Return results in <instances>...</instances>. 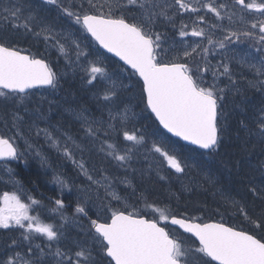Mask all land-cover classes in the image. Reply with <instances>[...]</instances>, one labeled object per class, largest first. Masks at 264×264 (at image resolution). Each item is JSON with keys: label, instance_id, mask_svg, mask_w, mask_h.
<instances>
[{"label": "snow or ice", "instance_id": "6c2138e0", "mask_svg": "<svg viewBox=\"0 0 264 264\" xmlns=\"http://www.w3.org/2000/svg\"><path fill=\"white\" fill-rule=\"evenodd\" d=\"M208 13L217 22L209 23ZM186 14L195 15L191 31L182 19ZM169 26L179 40L161 30ZM189 36L199 39L189 43ZM82 40L88 47H82ZM26 42L28 47H21ZM245 43L248 48L238 51ZM41 44L44 51H32ZM95 45L122 65L109 73L103 54L89 59ZM51 50L74 75L80 74L82 85L104 84L92 93L100 116L84 105L63 108L79 125L74 133L52 123L54 112L63 114L59 100L33 101L30 95L37 87L53 93L62 87L63 74L50 66ZM216 56L220 59L213 63ZM243 69L253 74L251 79ZM121 77L135 82L129 87ZM250 89L260 94L258 105L249 100ZM129 92L131 96L125 95ZM130 99L138 101L137 107L144 105L139 113ZM149 112L159 127L137 128L138 117ZM0 125V170L19 187V194L0 195V229L8 233L0 237V264H264V207L250 211L247 201L251 194L264 205V181L257 185L252 175L259 170L264 177V159L257 165L245 159L251 155V141L264 152V0H0ZM160 128L196 148L182 151ZM240 132L246 138L236 143ZM150 137L155 139L149 143ZM45 144L71 162L81 184L74 185L52 167ZM141 149L146 161L159 157L146 169L132 166ZM29 156L52 171L51 182L61 196L75 187L72 217L64 215L62 198L49 197L54 205L49 211L60 216L59 224L44 222L37 211L45 207L40 200L28 195L24 202L25 190L8 164L22 158L26 163ZM218 158L245 189L239 201L218 191L223 204L243 218L240 225L223 216L219 222H198L201 217L171 206L174 193L167 204L150 201L147 189L137 192L127 174H116L123 169L143 178L154 171L161 181H169L161 172L174 170L179 180L198 169L215 187L219 180L211 165ZM193 183L181 181L183 191H193ZM118 185L131 188V195L121 196ZM89 206L96 210L95 218ZM67 223L77 226L75 236L66 235ZM169 225L183 232L174 234ZM184 234H190L187 240Z\"/></svg>", "mask_w": 264, "mask_h": 264}, {"label": "trees", "instance_id": "16d2710c", "mask_svg": "<svg viewBox=\"0 0 264 264\" xmlns=\"http://www.w3.org/2000/svg\"><path fill=\"white\" fill-rule=\"evenodd\" d=\"M89 41H90V38H89ZM89 51H92V49L90 48ZM96 51L99 54H103L107 58L105 60V66L107 67V70L109 71V73L113 72V69L116 68L117 63H120L122 65L121 62H119L116 59L114 60L112 57L107 55L105 52H102L97 47H95L93 56L96 54ZM66 67L68 66L66 65L63 57H59V61L56 63L53 62L52 64V68L54 71H57L60 68H66ZM114 78H117V77H114ZM70 79L71 80L74 79V80L72 82H69ZM121 79L123 78L121 77ZM122 82L124 84L129 85V87H132V84L135 82V78L133 79V81H129L128 79L125 78V80L123 79ZM60 83L62 87L60 88L58 92L54 93L55 95L52 98L55 100H59L60 102H64V105L59 109V112L63 114L61 116L57 112H54L51 118L54 119L55 124L59 123L63 129L70 130L71 132L74 133L76 129L79 127V125L74 122V117L71 114L63 111V108L69 107V106L76 108L77 106L84 105L88 107L95 116H100V112L97 111L96 109V102L93 99L91 100L90 95H92V93L96 91L97 89L104 87V84L98 80L95 83L94 87H88V86L82 85V82L80 81V79L70 78V77L69 78L63 77ZM133 91H135V89H133ZM31 93L34 94L35 92H31ZM125 95L131 96L132 93L130 92L125 93ZM247 95L251 103L257 104V105L259 104L261 96L255 89L248 90ZM229 100L231 101V97H229ZM33 101H38V100L34 99ZM128 103L132 107V110L138 113L144 107L143 104H140L139 107H137L138 101L136 99H130ZM31 106H34V105H30V107ZM229 107H231L230 103H229ZM45 108H47L46 105H45ZM104 115H106V111ZM142 126H145L147 129H151L153 127H159L157 121H155V118L150 114V112L143 113L142 118L138 117V123L136 124V127L141 128ZM235 128H236L235 121H233L232 122V136L233 137H235L237 134L235 131ZM160 131L167 136V139L169 141L176 143L177 147L180 148L182 151H189L191 149H195V147L186 145L182 143L180 140L171 137L162 128H160ZM239 137H240V140L235 141L236 143H240L246 138L245 133L240 132ZM151 139H155V137H150L149 143L151 142ZM247 148L249 149L251 155H246L245 159L250 160L253 165H257L260 160L264 159V152L261 151L260 146L256 144L255 141L249 142L247 144ZM200 151H203V150H200ZM138 155L139 153L137 154V156ZM60 159H61L60 157L58 158L54 157L53 165L55 164L56 168H58L60 171H63L66 174V176H68L70 179L74 178V179H77L78 181L82 180L77 177V171L73 168L70 162L65 161V163L63 164V161H61ZM134 160L135 162L133 163L132 166L137 169H146L148 167V163L151 162L150 160L146 161L143 158L142 160L134 158ZM234 160L235 158H233V161ZM211 168H212V171L216 174V178L219 180V183L216 184L215 187L207 184L204 181L203 179L204 172L198 169H192L191 171H189L187 176H183L179 180L176 179V175L178 174H175V175L173 174L174 170H170L167 172H161V175H165L169 177V181H161L154 171L151 172L149 176L143 177L144 178L143 180H142V177L139 176L140 175L139 173L133 176L130 172L125 173V171H122V170H119L118 172H116L115 169H112V171L116 172V174L121 175V176H124L125 174H127L129 179L132 180V184L136 187L137 192L147 189L146 195L149 197L150 201L156 200L157 202H160L162 204H167L169 203V193L171 192L175 194V196L171 199V206L174 209H176L177 212H184L187 209L188 215L201 216L202 218L201 222L221 220V217L223 216V219L226 222L230 224L240 225L243 221V218L237 215L230 206H226L223 204L218 194V191H222L226 195H229L235 200L239 201L245 195V189L239 186L236 183L234 178L229 176L227 169H223V165L219 163V158L217 159L216 163H213L211 165ZM218 169H223V170L217 171ZM15 173H16V176L20 178L22 181L28 182L29 189L35 195L42 194V192L45 194L46 193H49V194L52 193L54 195L57 194L58 198H62L66 205L64 212H67L68 214L73 215L77 194L69 195L64 192L63 196H61L59 193V190L56 187L54 186L53 188L49 187V182L47 181H49L48 179H50L51 177V171L46 170L45 172V170L42 169V167L40 166V162L38 163L33 159L27 158V162L23 163L22 167H20L19 169H16ZM38 175H41V176H38ZM252 175L254 178V182L257 185H261L262 181H264V177L260 175L259 170L254 171ZM43 176H46L47 181L45 180V178H42ZM189 179H192L194 181L193 191L191 192L183 191L182 186H181V181H183L184 183H187ZM139 180L141 182H139ZM197 182L199 185H202V186L197 187L196 186ZM39 186H42L44 189L40 191L38 189ZM129 190L130 189L126 188L124 185H118V192L127 193V195L130 196L131 192ZM72 196L75 199H73ZM175 197H179L180 198L179 201H177ZM247 201L249 203L250 211H254L258 213L261 207H264V205L260 204L259 200H254L251 194L247 196ZM89 207L91 208V206ZM197 208L202 209V211H193V209H197ZM217 209H219L220 214H216ZM95 211L96 210L94 208H91V211L89 212V215L92 216V218H95ZM80 219H81V222L87 226V223H88L87 219L83 217H81ZM171 230L174 234L182 233L181 231L179 232L176 228H173V227H171ZM188 237H189L188 234H184V239L187 240ZM188 242L190 243L191 241H188ZM104 264H107V262L105 261Z\"/></svg>", "mask_w": 264, "mask_h": 264}, {"label": "rangeland", "instance_id": "374dc122", "mask_svg": "<svg viewBox=\"0 0 264 264\" xmlns=\"http://www.w3.org/2000/svg\"><path fill=\"white\" fill-rule=\"evenodd\" d=\"M232 2V0H228V3H231ZM205 13H203L202 15H204ZM189 16H186L183 20L186 22V23H188L189 24V31H191V22H192V20H194L195 19V16L193 17L192 16V14H188ZM206 18L208 19V21H209V23H215V22H217V21H215V18L213 17V15L212 14H210V13H208V14H206ZM249 19H252L253 17H252V15L251 14H249V17H248ZM225 26H227L228 25V21L225 19L223 22H222ZM203 26V25H202ZM237 26H239V24H237ZM161 30H165V31H168V29H161ZM168 35H169V37H171V35L169 34V31H168ZM189 43H194V42H197L198 41V39L199 38H196V37H191V36H189V37H186L185 38ZM178 40H179V38H178ZM169 42H171V41H169ZM81 43L83 44L82 45V47H85L87 44H88V41H84V40H82L81 41ZM205 43H206V41H205ZM248 48V45H247V43H245V44H242V45H239L238 47H237V50L238 51H244L245 49H247ZM90 49V48H89ZM96 54H99L97 51H96ZM94 56H91V57H89V59H92ZM216 58H217V60H219L220 59V57L219 56H216ZM213 63H215L214 62V60H213ZM235 68L239 71V70H241L240 69V66L239 65H235ZM65 71H63V72H61V74H63V76L64 77H70V78H76V77H72V76H74V74H73V70H72V68L71 67H66L65 69H64ZM243 72L245 73V76L248 78V79H251L252 78V73H249L248 72V70L247 69H243ZM111 73V72H110ZM75 76H77V73L75 74ZM225 83H226V81H224ZM223 86V83L221 84V87ZM35 93L34 94H32V93H30V95H31V97H32V100H34V99H37V100H39L41 97H47L48 99H53L52 97L55 95L51 90H49V89H39V90H36V91H34ZM90 98H91V100H92V95H90ZM46 105V107H47V104H45ZM61 105L63 106L64 105V102H61ZM78 107V106H77ZM91 111V110H90ZM92 112V111H91ZM93 113V112H92ZM21 115H24V113L23 112H21ZM53 116V114L51 115V117ZM98 117V116H97ZM107 117V112H106V115H105V118ZM54 120V119H53ZM52 123H54L53 121H52ZM55 124V123H54ZM41 127H44V125L43 124H41ZM39 143L40 144H43V138L41 137L40 138V140H39ZM25 146H24V144H23V141H20V148H21V150H23V148H24ZM43 149H44V151H45V153L49 156V162L52 164V166H53V168H55L56 169V165H53V161H54V157H56V158H58L59 156H58V154L54 151V150H52V149H49L48 148V146L45 144V145H43ZM54 156V157H53ZM29 159H33V160H35L36 162H38L39 163V160L38 159H36V158H33L32 156H29L28 157ZM135 158H137V159H140V160H142V158L144 159V149H141L140 150V152H139V155L137 156V157H135ZM156 159H159V157L157 156V157H149V160L152 162V161H154V160H156ZM148 160V161H149ZM68 162H70V161H68ZM63 163H65V161H63ZM71 163V162H70ZM44 170L46 171V169L44 168ZM47 170H50V169H47ZM57 171H60L58 168L56 169ZM122 171H124L123 169H121ZM51 171V170H50ZM60 172H63V171H60ZM64 173V172H63ZM52 175H53V173H52V171H51V179H52ZM64 175L66 176V174L64 173ZM121 176V175H120ZM66 178H68L70 181H72V182H74V185H79V184H81L82 183V180H80V181H78L77 179H74V178H72V179H70L68 176H66ZM81 179V178H80ZM0 180L1 181H3V182H10L12 185H14V183L12 182V180H11V178L9 177V175L6 173V172H4L3 170H0ZM56 186V185H55ZM125 186V185H124ZM57 187V186H56ZM126 187V186H125ZM5 190H8V189H6V188H4ZM3 189V190H4ZM130 190V192H132L131 191V188H129ZM3 190H1V191H3ZM65 191H67V192H69L67 189L65 190ZM71 194H77L78 195V193L76 192V189H75V187H73V189H72V191L70 192ZM121 196H129V195H127V193H121V192H118ZM131 195V194H130ZM26 203L28 202V201H25ZM133 201L131 200V199H129L128 200V203H132ZM114 206H116V205H114ZM140 207H142V205H139ZM35 207V206H34ZM44 213V211H42L41 213H40V215H42ZM32 215H34L33 214V212L31 213ZM151 216V215H150ZM42 217V219L44 220V222H47V223H51V222H53L54 221V219H51V217L49 216V218H47V216H41ZM197 217H201V216H197ZM58 219L60 220V216L58 217ZM202 221V220H201ZM200 221V222H201ZM218 221V220H217ZM61 222V221H60ZM59 222V223H60ZM58 222H56L55 224H59ZM86 226V225H85ZM72 228H76V229H78L77 228V226L75 225V224H73V223H67L66 224V227H65V232L67 231V230H69V229H72Z\"/></svg>", "mask_w": 264, "mask_h": 264}, {"label": "flooded vegetation", "instance_id": "af4514ba", "mask_svg": "<svg viewBox=\"0 0 264 264\" xmlns=\"http://www.w3.org/2000/svg\"><path fill=\"white\" fill-rule=\"evenodd\" d=\"M50 7H52V6H50ZM201 14H203V13H201ZM186 16H189L188 14H186L185 16H183L182 17V19H184ZM192 16L194 17L195 15H193L192 14ZM179 20H177V24H179ZM168 31H169V34L171 35V37L172 36H176V33L174 32V31H171L170 30V26H169V29H168ZM178 36H176V39L178 40ZM93 44H94V42H92ZM83 45V44H82ZM21 47H28V44H27V42L25 43V44H23V45H21ZM85 47H88V44L85 46ZM95 47H99V46H97V45H95ZM99 49V48H98ZM37 50H39V51H44V46L41 44L40 46H39V49H37V48H32V51L33 52H35V51H37ZM47 55H48V57H49V59H50V66H52V64H53V62L54 63H56V62H58L59 61V57H58V53L55 51V50H51L49 53H47ZM216 60H217V58H215L214 59V62H216ZM69 67V66H68ZM65 68H60V69H58L56 72H58V73H61V72H63V71H65L64 70ZM54 71V70H53ZM64 77V76H63ZM72 77H75V75L74 76H72ZM76 78H78V79H80V74L79 73H77V76H76ZM0 132H4V129H3V127H2V125H0ZM23 163H25L24 162V160H23V158L21 159V160H19V161H17V160H13V161H11L9 164H8V167L9 168H11L12 170H13V172H14V174H15V176H14V178H15V180L16 181H19L20 182V185H22L23 186V188H24V190H25V193H24V195H23V199H24V202L25 201H27V196L28 195H31L33 198H35V199H37V200H40L41 201V203H42V205H44L45 207L44 208H40V209H37V211H39V213H41L42 211H44V213L41 215V216H47V218H49V216L51 217V219H54V221L53 222H51V223H56V222H60V220L58 219V217H59V215L58 214H53V213H51L49 210L54 206L52 203H51V201L49 200V197H55V198H58V195L57 194H52V193H43L42 192V194H39V195H35L34 193H32V191L29 189V187H28V182H24V181H22L20 178H18L17 176H16V173H15V171H16V169H19L20 167H22V165H23ZM49 180V187H53V183L51 182L52 180H51V178L50 179H48ZM4 188H6V189H8V190H5ZM4 189V190H3ZM38 189L40 190V191H42V189H44L42 186H39L38 187ZM1 190H3V191H1ZM5 191H7V192H17L18 194H19V187L16 185V184H14V185H12L10 182H3V181H1L0 180V195H2ZM65 193L66 194H69V195H73V194H71L70 192H67V191H65ZM33 214L34 215H36L37 214V212H33ZM64 215H66V216H68V217H72V214H68L67 212H64ZM42 218V217H41ZM148 218H152V217H148ZM169 230L170 231H172L171 230V225H169ZM78 232V229H74V228H72V229H69V230H67L66 231V235H69V236H75L76 235V233ZM15 235H18L19 233L18 232H16V233H14ZM6 235H8V233L6 232V230H3V229H0V237H3V236H6ZM41 239H43V238H41ZM41 239H38V240H36L35 242L36 243H40L41 242Z\"/></svg>", "mask_w": 264, "mask_h": 264}, {"label": "water", "instance_id": "95a60500", "mask_svg": "<svg viewBox=\"0 0 264 264\" xmlns=\"http://www.w3.org/2000/svg\"><path fill=\"white\" fill-rule=\"evenodd\" d=\"M99 46V45H98ZM99 48H100V46H99ZM100 49H102V48H100ZM102 51H104V52H106L107 53V51L105 50V49H102ZM107 54H109L111 57H113L114 59H116V60H118V58L117 57H114V55L113 54H111V53H107ZM121 63H123V62H121ZM39 88H42V87H37V88H34V89H39ZM34 89H32V90H34ZM32 90H30V91H32ZM151 114V113H150ZM154 117V116H153ZM164 130V129H163ZM166 131V130H165ZM170 136H172V134H170V133H168ZM173 138H175V139H178V140H180V138H178V137H175V136H172ZM180 141H182V140H180ZM183 143H185L186 145H190L188 142H185V141H182ZM191 146H193V147H195L196 148V146H194V145H191ZM199 222V221H198ZM206 222H210V221H206ZM215 222H219V221H215ZM174 227H176L178 230H181L182 232H183V230L182 229H179L178 228V226H174ZM190 235V234H189Z\"/></svg>", "mask_w": 264, "mask_h": 264}, {"label": "bare ground", "instance_id": "6f19581e", "mask_svg": "<svg viewBox=\"0 0 264 264\" xmlns=\"http://www.w3.org/2000/svg\"><path fill=\"white\" fill-rule=\"evenodd\" d=\"M76 77V76H75ZM68 78V77H67ZM123 78V77H122ZM78 79V78H77ZM124 80H125V78H123ZM122 79V80H123ZM71 80V79H70ZM69 80V82H72L74 79H72L71 81ZM81 81V80H80ZM76 82H77V80H76ZM66 84H68V83H66ZM84 87V86H83ZM52 119V121L54 122V120H53V118H51ZM59 160V159H58ZM61 160V159H60ZM62 161V160H61ZM57 163V162H56ZM60 163V162H59ZM64 164V163H63ZM55 165V164H54ZM62 165V164H61ZM63 166V165H62ZM53 167V166H52ZM139 167V166H138ZM144 167V166H143ZM37 168V167H36ZM35 169V168H34ZM42 169H44V168H42ZM57 169V168H56ZM40 170V169H39ZM47 170V169H46ZM27 171V170H26ZM49 171V170H48ZM36 172V171H35ZM46 172V171H45ZM37 173V172H36ZM44 173V172H43ZM48 173V172H47ZM38 174V173H37ZM37 174H36V176H37ZM46 174V173H45ZM137 174V173H136ZM50 175V174H49ZM123 175V174H122ZM38 176H41V175H38ZM47 176H48V174H47ZM140 176V175H139ZM35 177V176H34ZM42 178H45V180H46V176H43ZM141 178V177H140ZM144 178H142V180H143ZM138 180V179H137ZM47 181V180H46ZM44 182V181H43ZM47 182H49V181H47ZM139 182H141L140 180H139ZM47 187H48V185H47ZM53 188V187H52ZM51 189V188H50ZM49 190V189H48ZM50 191V190H49ZM69 197V196H68ZM72 198H73V196H72ZM73 199H75V198H73ZM70 201V200H69ZM74 201V200H73ZM66 202V201H65ZM71 202V201H70ZM69 203V202H68ZM71 204V203H70ZM74 204V203H73Z\"/></svg>", "mask_w": 264, "mask_h": 264}]
</instances>
